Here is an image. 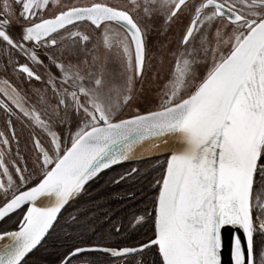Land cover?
Instances as JSON below:
<instances>
[{
  "label": "snow or ice",
  "instance_id": "6c2138e0",
  "mask_svg": "<svg viewBox=\"0 0 264 264\" xmlns=\"http://www.w3.org/2000/svg\"><path fill=\"white\" fill-rule=\"evenodd\" d=\"M9 70L0 264H264V0H0Z\"/></svg>",
  "mask_w": 264,
  "mask_h": 264
},
{
  "label": "flooded vegetation",
  "instance_id": "af4514ba",
  "mask_svg": "<svg viewBox=\"0 0 264 264\" xmlns=\"http://www.w3.org/2000/svg\"><path fill=\"white\" fill-rule=\"evenodd\" d=\"M115 2V0H113ZM7 78L12 84L16 83V80L14 76L11 73V70H9L8 73H4L0 71V89H7L9 92H11V87L5 83H3V80ZM19 127V126H17ZM4 129V122H3V115L0 114V130ZM23 147V145H22ZM166 155H157L154 157H149V158H143L135 161H130V162H124L122 165L114 166V171L109 173V176L115 175L117 172H120L124 169H130L131 167H138L141 168L144 173H149L151 176H158V172H153L152 170L157 168V161L160 159H164ZM93 194H95V191L98 189H95ZM136 188L139 189V195L137 196V200L139 201L138 204H135L133 207L129 208L128 207V201H124L121 203H116L115 199H118L116 196V193H119L120 195H123L124 189H114L113 193V203L111 204V208L113 211H119L121 209H125V211L121 212V216L117 217V219L122 218L125 216L128 212H135L138 209L143 210L145 207H147L149 210L151 209V202L152 198L155 193V189H153L147 180L140 181L139 183L136 184ZM105 207H108V205H105ZM67 215V213H65ZM13 225L12 221H9L7 224L0 225V227H7L11 228ZM146 229H142L141 232H146ZM150 235V233H148ZM138 239H143L144 236L137 237ZM52 241L51 239L46 242V245L44 248H41L33 257V260H40L41 264H45L46 261H55L58 252L63 251V249H57L53 248L51 246ZM151 254H149L148 259H151Z\"/></svg>",
  "mask_w": 264,
  "mask_h": 264
},
{
  "label": "water",
  "instance_id": "95a60500",
  "mask_svg": "<svg viewBox=\"0 0 264 264\" xmlns=\"http://www.w3.org/2000/svg\"><path fill=\"white\" fill-rule=\"evenodd\" d=\"M169 140H170L169 144L164 145L166 147L162 149L153 148L151 141L145 142L137 146V148L134 150L132 154V158H130V160L126 162L139 160L140 158H149V157H153L157 155H167L168 154L167 149L173 146V138L170 137ZM148 148H151V149H148ZM224 236H225V249H224L223 260H224V264H229V256H228V249H227L229 232L227 230L225 231Z\"/></svg>",
  "mask_w": 264,
  "mask_h": 264
},
{
  "label": "bare ground",
  "instance_id": "6f19581e",
  "mask_svg": "<svg viewBox=\"0 0 264 264\" xmlns=\"http://www.w3.org/2000/svg\"><path fill=\"white\" fill-rule=\"evenodd\" d=\"M169 142H170V140H169ZM164 147H166V146H164V145H160V147L159 148H164ZM148 149H151V148H148ZM159 156V155H158ZM154 157V156H153Z\"/></svg>",
  "mask_w": 264,
  "mask_h": 264
},
{
  "label": "rangeland",
  "instance_id": "374dc122",
  "mask_svg": "<svg viewBox=\"0 0 264 264\" xmlns=\"http://www.w3.org/2000/svg\"><path fill=\"white\" fill-rule=\"evenodd\" d=\"M62 2H66V0H62ZM141 86L140 85H137V88H140Z\"/></svg>",
  "mask_w": 264,
  "mask_h": 264
}]
</instances>
